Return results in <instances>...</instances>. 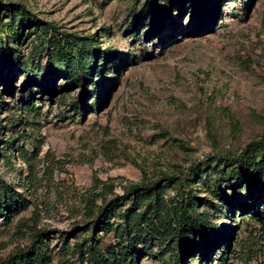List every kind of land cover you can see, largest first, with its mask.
<instances>
[{
    "label": "rangeland",
    "instance_id": "rangeland-1",
    "mask_svg": "<svg viewBox=\"0 0 264 264\" xmlns=\"http://www.w3.org/2000/svg\"><path fill=\"white\" fill-rule=\"evenodd\" d=\"M0 198V263L264 264V0H0Z\"/></svg>",
    "mask_w": 264,
    "mask_h": 264
},
{
    "label": "trees",
    "instance_id": "trees-1",
    "mask_svg": "<svg viewBox=\"0 0 264 264\" xmlns=\"http://www.w3.org/2000/svg\"><path fill=\"white\" fill-rule=\"evenodd\" d=\"M204 11H202L201 4L199 5L198 8V20L199 23L203 26V14ZM86 58V56H84ZM88 58L84 59L83 61V66L82 70L86 75L90 73L89 69V64L91 61H87ZM261 148L259 143L251 144L247 149L242 153L239 158L233 160V164H231L232 167H234L230 172L229 175L234 173L238 168L244 167V166H252L253 171H256L257 174H260V164L257 162V156L256 152ZM259 169V170H258ZM243 170V169H242ZM237 174H240L239 172H236ZM158 184H155L153 186H144V187H139V186H134L132 189V193L130 195L134 194H139V193H153L156 192ZM158 193V192H157ZM16 194H13L12 199L15 198ZM126 200L125 197H120L116 199L115 201H112L111 203L107 204L106 206L102 207L99 209L98 216L93 222V227L92 230H87L89 232H95L99 229H103L107 224H109V221L114 213H116V210L121 206V204ZM20 203V202H18ZM20 207L21 204H14L10 203L9 200H4L2 201L0 198V214L6 216L7 220L10 218V214L13 210L14 207ZM247 207L248 209H252L253 206ZM179 214L176 216V222L171 223L170 226H162L161 228H167L165 230V235L163 233L159 232L157 234H149L151 236H172L174 239L175 237L180 239V242L182 243L181 245L184 247L183 249L185 252H188L189 249H192V252H195V250L198 247V241L194 238L191 237L190 231H189V226L191 222V218L189 214L187 213L188 211H191L192 206L189 204H179ZM9 214V215H8ZM143 237V236H142ZM140 252L138 250H132L131 253L129 254V261L126 258V264H138L139 263V258H140ZM184 258L179 256L176 260V263L179 264ZM51 263V257L47 253V248L45 246H36L35 244L32 246V250H29L27 252H22L18 256H13L10 257L9 259L1 262L0 264H50Z\"/></svg>",
    "mask_w": 264,
    "mask_h": 264
}]
</instances>
